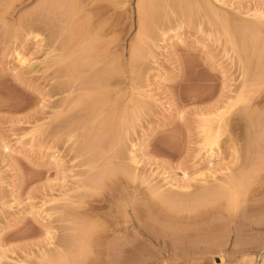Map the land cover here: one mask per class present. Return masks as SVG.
<instances>
[{
	"label": "rangeland",
	"instance_id": "374dc122",
	"mask_svg": "<svg viewBox=\"0 0 264 264\" xmlns=\"http://www.w3.org/2000/svg\"><path fill=\"white\" fill-rule=\"evenodd\" d=\"M50 1L52 6L58 4V7H51ZM55 1L57 0L53 2L52 0H0V264H23L24 260V262H34L33 264H49V260L53 256L50 252L55 251L54 247L60 245V241L62 243L60 250L65 251L67 247V251H71H69L70 256L67 252H63L62 255V251L59 254L58 248L59 261L62 260L61 263L66 262L64 264H77L78 262L79 264H264V90H259L260 87L262 89L264 87V69H262L264 66L261 65L264 62V41L261 43V40H259L255 43H258L256 47L251 48L255 49L253 55L252 52L250 53V49L246 51L250 54L249 58L251 55L253 57L260 55L259 57L262 59L258 57L259 60L256 57L257 61H262L261 63L258 61L259 65L257 61H254L255 57L251 56L250 60L253 58L252 62L257 63L255 65L251 63V65L253 64L251 66L253 72L251 73L250 65H247V68H250L247 71L245 65L242 64L243 54H240L242 49H239L237 45H232V31L235 32L236 28L230 30L232 32V34L229 32L231 38L228 34L230 27L225 33L223 26H220L223 25L222 22H229L222 20L224 17L225 19L227 17H229L228 19L233 18L231 22L235 21L233 24L236 23L237 26L240 22L247 23L249 21L246 25L251 24L250 22L257 23L258 16L261 18L263 15L261 19L259 18V21H262L264 19V0H198L199 2L197 0H186L188 5L194 1L192 6L194 10L203 1L202 5L204 3L206 6L203 7L207 10L211 9V17L207 14L210 12L209 10L208 12L207 10L206 12L202 11V5H199L200 8L198 6L200 12L197 10L196 12H199L197 15H195V11L191 10L190 6V9L187 8L186 10L185 8L182 10L181 7L179 9L178 5V7H174V2L177 3V0H107V2H101L106 0H94L95 2L98 1L99 4H103H100L101 8L96 7L97 9L94 7L95 3L92 4L94 1L89 0L94 5L92 7L95 10H91L92 7L89 3L86 6L88 0H72V3L84 2H81V4L87 8L80 7L81 4L79 3V7H77L78 4L75 3L74 5L73 3L71 8L69 5L71 0L68 1L70 3L58 0L57 2L63 3L61 6L60 3ZM64 2H66V8H63ZM98 3H96V6H99ZM196 3L198 4L195 5ZM185 4H182V7ZM88 6H90L89 11L91 12H88ZM61 7L64 9V13L70 14L63 15ZM69 8L73 10L71 11ZM65 9L69 10L66 11ZM177 9L179 10L177 11ZM93 10L94 12H92ZM180 10L182 11L180 12ZM184 10L191 13L186 14L183 12ZM213 12L219 16L216 17ZM59 13H62V15ZM91 13L96 16L93 17L94 15ZM213 14L218 22L213 19L215 18ZM87 15L92 16L99 23L94 21L95 26L92 18ZM88 18L91 19L89 23H92L95 26H93L94 28H97L100 24L98 31L104 32V34L100 32L102 36H98L99 32L96 29L91 30L92 32L94 30L98 32L97 34L94 31L97 35V37L95 36L96 40L101 36L97 45L95 44V48H93L95 45L93 46L92 42L95 43L96 41H93L95 40L93 39L94 35L89 31L87 23L84 24L85 30L88 29L91 35L79 29V25L82 28L84 23L81 20ZM103 22L107 23L109 30L106 29L108 31L104 28L107 26L101 27V24L104 25ZM229 25H231L230 22ZM240 26H242L241 23L238 26L239 29ZM79 30L84 33L83 35L87 34L92 37L91 41L87 36H84V38ZM30 31L32 33L34 31V33L32 34ZM75 33H79L77 34L78 37L80 35L83 39L88 40L85 42L83 39L77 40L83 41L82 43L79 42V45L77 44L78 47L75 46L76 44L70 46L71 42H69L70 47H68L67 41L71 40L70 37L73 34L74 38L77 37ZM35 34H38V37H35ZM238 34L240 37L235 33L234 39L235 35L240 39L241 34L244 38L246 33L244 34L241 31ZM260 36L264 37L263 33ZM74 38V42H77L75 41L77 38ZM238 39H235L234 42H237ZM61 40L63 44V41H65L67 46L66 44L62 45ZM88 41L91 43L90 47L94 50L90 49L92 56L95 60H99H93V62L88 59L87 63L91 62L95 67L92 69L91 63L84 65L91 70L80 66V71H77L82 75H79L80 73L78 74L75 71L77 65L70 63L75 69L72 72L73 69H69L71 65L67 67V64L73 61L75 51L80 52V54L75 55L77 57L80 55V58H82L84 52L87 53L86 55L89 54V43L86 45ZM60 43L61 45H59ZM103 43L110 46L106 47L105 45L104 47ZM237 44L240 43L237 42ZM79 46H82V51H85H80ZM54 47L58 48L55 49ZM235 47L237 49H234ZM60 48L61 50L65 48L66 51L65 49L60 51ZM69 48L74 52L72 50L68 52L67 49L70 50ZM63 51L65 52L64 57L61 55V53H64ZM93 52L95 55H93ZM102 52V55L99 54ZM244 52L243 49L242 53ZM71 53H73V57ZM97 53L101 58L97 56ZM104 53L105 56L103 57ZM55 54L66 59L61 58L58 60ZM91 54L88 55L89 57L84 55L83 58L85 57L84 59L87 60L86 57H92ZM240 55L242 56L240 57ZM51 56L53 58L57 57L55 59L60 63L55 65L56 60H54L52 65ZM78 58L77 61L73 62L82 65L83 59L79 58L80 61H78ZM61 61L68 68L65 70H70V73L66 71L67 74L65 73V75L67 76L60 74V72H64V69L60 68ZM120 63L121 67L124 68L120 69L121 72L120 70L118 72L117 70L121 68ZM58 64L60 65L58 66V70H60L58 73L62 78L68 79L67 82L65 78H57L59 75L55 77ZM105 67L108 68L109 72L111 69H115V74L110 72L113 76L111 81H114V83L117 84L120 80H126L125 82L122 81L125 85L123 83L122 86L117 84L118 89L114 88L116 84L113 86L114 89L112 88V90L114 91H111L113 92L111 93L112 103L108 104L109 108L102 110L101 106L103 104L100 106V102H98L99 105H95L99 106L101 109L99 112L102 115L97 111L95 112L99 114V117L101 116L100 118H105V123L102 122L103 127L109 124L107 120L110 119V123H112L110 125L114 128L108 125L103 130L110 134L113 132L112 135H103L102 127L98 128L101 122L99 120L102 119H99L97 114L93 116V110H98V107L93 109V106L96 104L94 101L99 98L98 94L102 93L100 83L103 80L104 69L107 70ZM79 68L77 67V69ZM102 68L103 71H101ZM83 69L87 77L92 75L95 72L94 70L102 72V74L99 72L97 74L99 78L102 75L100 81L97 78L100 91L96 87V82L94 83H96L97 91L92 88L95 85L92 82L97 76H94V74V77L91 76L93 79L90 81L92 85L89 82L90 78L85 77ZM87 70L88 73L93 72L88 74ZM75 72H77V76L74 74ZM244 72L246 76H244ZM117 73H121L122 79L119 74L116 75ZM122 74H125V77ZM74 76H76V79H74ZM80 78L81 80H79ZM245 79H247V82ZM72 80L75 82L73 81L71 84ZM61 81L68 83H64L68 85L64 92L58 89L57 84ZM81 81H84L82 83L84 84L83 87L86 82L91 84L92 87L89 89L86 84L87 89L86 86L85 89L81 88L82 86H79ZM53 86L55 89L52 88ZM77 86L80 90L78 93L76 92L78 89H75ZM62 88L65 89V86ZM52 89L53 91H51ZM56 89H58L57 92ZM71 89H74L72 91L76 90L74 93L75 98L71 97L73 96L71 95ZM88 89L92 92L88 91L89 95L86 96ZM242 90H244V94L252 95V98L248 97L252 100H248L246 105L244 103L230 108L229 106ZM92 93H96L98 98L93 97L95 95ZM68 94L71 95L69 96L71 98L68 97ZM80 94L87 97H83L85 102L83 98H78L81 97ZM90 94L93 95V98ZM113 95L117 99L112 98ZM89 96L90 99L92 98L90 102H88ZM64 97H66L65 100L62 99ZM66 99L69 103L77 100V105L82 100L78 108L76 106V110H73V108H68L76 105L74 103L73 105L69 104V107H62L63 104L66 103L65 106L68 104ZM86 100H88L89 106ZM116 100H118L117 104L115 103ZM107 103L105 101L104 105L107 106ZM123 103L127 104V108L130 106L129 111ZM89 107H93V110ZM84 108L89 110L84 111V114H81L80 117L88 114L86 117L87 119L89 117L90 120L88 119V121L85 117L87 123L83 118H78L79 112L82 113ZM124 109L126 110L124 111ZM246 109L247 111H245ZM66 110H71V112L66 113ZM90 110L93 111L90 114L93 117L88 113L91 112ZM74 111H77V114ZM120 111L123 113L121 114ZM126 111H128V114L125 113ZM63 112L67 114V116L64 114V118L71 117L73 112L76 117L72 116L71 120L75 117L78 120L75 121L76 124L83 121L87 125L85 124V127L80 128V124H84L83 122L79 126L71 123V126L67 129H70L73 125L75 126H73L74 131L71 132V135L74 132L72 137L70 133V136L68 135L69 130L62 133L65 132V126H68L69 122L67 121L70 119H65V124H68H64L62 130L57 122H61L59 121L61 119L64 120ZM108 112L111 116L113 114L116 116L111 119L109 118L110 115L107 116ZM57 113L59 114L57 115ZM124 113L127 114V117L123 115ZM117 115H120L121 118L123 116L124 121L123 118L121 119ZM58 116L60 119H58ZM223 116L225 119H221L224 118ZM117 117L118 119H116ZM56 118L57 124L55 123ZM94 118L97 119V122ZM219 120H221L222 126H219ZM248 120H251V123ZM254 120L256 125H252ZM216 122L218 130H221L219 132V142L213 148V154L209 155L210 151L207 150L208 147L205 146L204 142L205 133L210 129V126H216L217 129ZM97 123H99L98 126ZM114 123L115 125H113ZM120 123L125 124L124 128H121ZM54 125H58L56 126L57 129H61L62 132L54 129L52 127ZM91 125H93V130L90 131ZM116 125L117 127H115ZM76 127H79V129L75 130ZM87 127L89 128L86 130ZM109 127L110 130L108 131ZM119 127L123 132V136L115 133L118 132ZM95 128L98 129V133L101 132L99 139L94 137L95 134V136H98ZM215 128L213 130L211 127L212 132H215ZM211 129L207 133H210ZM65 134L68 136L65 137ZM92 135L95 138L94 146L93 140L89 141L92 142L93 150L95 145L97 147L94 153H91L93 150H90V144L87 145V147H90L86 149V140L91 139ZM108 135L113 136L112 139L110 138V141L112 140L110 145L113 147L108 146L110 142ZM104 136L106 137L102 141L101 138L103 139ZM115 138L121 142L120 144L116 140L121 148L118 145H113ZM100 140L103 145L98 143ZM107 146L113 148V151H115V146H118L120 150L117 147L119 150L116 149L117 152L124 157H115L113 162L114 157L112 156L117 153L114 152V154L111 149H106ZM71 148L75 150H71ZM84 148L90 156L84 153ZM81 149L80 154L83 152L85 159L86 157L92 158L91 164L89 159V162L86 160L90 166H92L93 161L98 160L99 163L101 157L104 158L107 155L104 160L102 159L103 162L107 159L109 161L108 165H112L113 169L116 170L119 169L116 168L118 161L122 167L129 169L128 172V169L125 170L120 167L122 169L121 174H123L124 169L125 173L127 171L126 174L124 173L125 175H128V173L131 175L126 177L123 174L122 178L120 170H113L114 173L118 172L115 175L116 178L112 174L113 171L110 172L108 178L111 181L110 176L112 174L111 177L117 179L119 184L117 181H115L117 184L114 182L115 185L109 183L105 176L108 175L109 170H112V166L109 167L104 164L108 169L102 167L104 171H101V168H97L99 164L97 162V165L93 163V166L95 165L99 169L100 174H98V170L95 171V167V170H93V166L89 168L87 162L82 165L85 161L82 154V158H75L77 153L79 155L78 150ZM90 153L93 155L92 157ZM97 154L102 156L97 159L95 158ZM79 157L81 156L79 155ZM108 157L111 158L113 164ZM82 159L84 160L81 161ZM119 159H121L120 162ZM131 159L133 161L130 162ZM136 160L137 163L134 162ZM101 162L100 164H102ZM85 169L96 172H93L94 177L95 175L96 177L101 176L98 178L99 182L97 178V181L95 178L93 179L95 181L92 180L94 183L98 182L99 187L100 183H104V180L107 179L105 184L109 183L110 188H105L102 183L101 186L103 185L108 192H105L107 191L105 190L104 193L102 187H100L101 189L95 188V184L93 186L91 171L89 177L92 176V178L89 179L92 184L87 185V189L84 185V183L87 184L86 180L84 183L82 180L86 179L88 176L85 177V175L90 172ZM84 170L85 173H83ZM130 171L133 172V176ZM241 171L242 175L245 174V176L241 175ZM103 172H106L105 176H103ZM235 174L236 176L245 177L244 179L248 178V181H242V185L251 184L250 187L247 185L248 187H241L240 189L241 196L242 193L245 196L247 192L246 197H250L248 199L244 197L243 201L241 200L244 204L238 203L239 206L233 208L228 204V200L227 206H225L226 203L224 202L227 198L222 197L215 203L208 198V203L206 198L201 196V191H204L201 189H204V187L218 186L221 181L222 183L225 181V178L235 177ZM102 177L105 179L101 181L100 178ZM80 185L84 186L85 189ZM98 185L96 184V186ZM93 187L97 191L92 190ZM242 188H245V190L243 191ZM85 190L86 192L88 190L90 192L95 191L96 198L92 199L91 197L94 200L92 203L89 200L90 196L93 195L92 192L91 195L89 192H87V196L83 195L88 197L85 200L80 198ZM99 191H102V193H98ZM111 193L112 195H108ZM189 196H196L195 202L198 203L194 204L195 198L191 197L192 199H189ZM186 197L191 203L186 201ZM200 200L202 203H199ZM98 202L103 205L101 206ZM192 203L195 206H192ZM203 203L206 205L207 203L210 205L213 203L214 205L211 206L215 207L210 206L212 211H210V208L206 210ZM200 204L203 205V208L200 207ZM85 205L86 207H84ZM93 205L95 209L92 208ZM88 206H92V209ZM207 206L209 207V205ZM229 206L232 207L233 211ZM196 207L197 209H195ZM201 208L205 210V213H208H202ZM194 209L197 211L195 212ZM198 209L201 210V214H199ZM190 210L193 212H190ZM93 223H96L95 226H99L95 227L92 225ZM100 225L102 227L104 225L103 231H100L102 235L97 230V228L101 229ZM92 226L101 236L95 234L94 237V234L90 233H88L90 237L87 236L90 229L93 230L90 231L91 233H95ZM58 237L62 239L59 240ZM56 241L58 245L55 244ZM129 244H132L130 245V248L133 247L132 250L129 248ZM128 249L130 250L128 251ZM47 250H50V252ZM56 252L53 253L56 254ZM64 253L70 258L72 257L75 262L71 261ZM40 261L44 262L41 263ZM59 261L57 264L60 263Z\"/></svg>",
	"mask_w": 264,
	"mask_h": 264
},
{
	"label": "bare ground",
	"instance_id": "6f19581e",
	"mask_svg": "<svg viewBox=\"0 0 264 264\" xmlns=\"http://www.w3.org/2000/svg\"><path fill=\"white\" fill-rule=\"evenodd\" d=\"M53 1H54V0H52V2H53ZM57 1H58V0H57ZM57 1H55V2H56V3H60V1H59V2H57ZM63 1H67V2H68L69 0H62L61 2H63ZM82 1H83V0H82ZM82 1H81V2H82ZM84 1H86V0H84ZM93 1H94V0H93ZM100 1H101V0H100ZM110 1H111V0H110ZM174 1H176V0H174ZM183 1H184V0H179V1L177 0V3L174 2V4H175L174 7L178 5V6H179V9H180V7H181L182 10H183L184 8H185V10H186V9L189 8V6H190V7H191V10H193V12L195 11V15H197V13L200 12L199 9H198V6H199L200 4L197 6L196 10H194V8L192 7V6L194 5V3H193L194 1L192 2L193 4L190 2L191 5H190V4L188 5V3H187L188 1H186V0H185V2H183ZM197 1H198V0H197ZM70 2H71V3H70ZM70 2H68V3H70L69 5L71 6L74 2L72 3V0H71ZM77 2H78V1H77ZM81 2L79 1L78 3L81 4ZM91 2H92V1H91ZM101 2H107V0H106V1H101ZM108 2H109V1H108ZM195 2H196V1H195ZM198 2H199V1H198ZM202 2H203V1H202ZM202 2H201V5H202ZM204 2H205V1H204ZM64 3H65V5L63 6V8H64L65 6H67V5H66V2H64ZM75 3H76V2H75ZM75 3H74V5H75ZM78 3H76V4H78ZM82 3H84V2H82ZM88 3L91 4L90 1L88 0L87 3H86V6L88 5ZM93 3H95V6L92 5ZM96 3H98V1H97V2H95V1L92 2L91 7L94 6L95 8H96V7H97V8H101V5H100V4H102V3H100V4L98 3L99 6H96V5H97ZM120 3H121V2H120ZM184 3H186V4H185L186 7H185V5H184V7H182V4H184ZM54 4H55V3H54ZM62 4H63V3H60V6H61ZM79 4H78L77 7H79ZM110 4H111V2H110ZM197 4H198V3H196L195 5H197ZM50 5H51V7H58V4H57V6H55V5L52 6L51 1H50ZM69 5H68V7H70ZM74 5H73V6H74ZM102 5H103V4H102ZM105 5H109V4H105ZM201 5H200V6H201ZM60 6H59V8H60ZM82 6H84V5L81 4L80 7H82ZM86 6H84V8H85ZM109 6H110V5H109ZM178 6H177V7H178ZM200 6H199V8H200ZM203 6H205L204 3H203V5L201 6V8L204 9L206 6H205V7H203ZM77 7H76V8H77ZM89 7H90V6H88V12H91V11H89V9H90ZM103 7H105V6H103ZM177 7H176V8H177ZM195 7H196V6H195ZM207 7H208V5H207ZM61 8H62V7H61ZM63 8H62V9H63ZM65 8H66V7H65ZM71 8H72V6H71ZM73 8L75 9V7H73ZM86 8H87V7H86ZM95 8L92 7L91 10H92V9L95 10ZM97 8H96V9H97ZM106 8H107V6H106ZM108 8H109V7H108ZM208 8H209V7H208ZM62 9H61V12L64 13V12H63L64 9H63V10H62ZM69 9H70V8H69ZM69 9H65V10L67 11V10H69ZM81 9H82V8H81ZM81 9H80V10H81ZM179 9H177V11H178ZM189 9H190V8H189ZM189 9H188V10H189ZM203 9H202V11H205V12H206L207 9H206V8H205V10H203ZM70 10H71V9H70ZM72 10H73V9H72ZM72 10H71V11H72ZM78 10H79V9H78ZM94 10H93L92 12H94ZM182 10H180V12H181ZM185 10H184L183 12H185ZM188 10H187V11H188ZM191 10H189V11H191ZM197 10H198L199 12H196ZM200 10H201V9H200ZM208 10L210 11L211 9H208ZM208 10H207V12H208ZM86 11H87V10H86ZM69 12H70V11H69ZM180 12H179V13H180ZM191 12H192V11H191ZM191 12H189V13H188V12H185V13H186V14H187V13L190 14ZM62 13H59V14L62 15ZM66 13H67V12H66ZM66 13H64L63 15H66ZM72 13H73V12H72ZM72 13H71V16H72ZM185 13H181V14H185ZM210 13L212 14L211 11L207 13V14L209 15V17H211V14H210ZM213 13H215V12H213ZM68 14H70V13H67V15H68ZM74 14H75V13H74ZM91 14H93V13H91ZM91 14H90V15H91ZM193 14H194V13H193ZM90 15H87V16H89V17L92 18V20H93L92 22H93V24H94V21H96V20H95L93 17H95L96 15L93 14V15H94L93 17L90 16ZM213 15H214V14H213ZM215 15H216V17L219 16V15H217V13H215ZM215 15H214V17H215ZM75 16H76V14H75ZM87 16H86V17H87ZM262 16H263V15H262ZM262 16H261V18H262ZM216 17L213 18V19H216ZM226 17H227V16H226ZM258 17L260 18V16H258ZM70 18H71V17H70ZM72 18H73V16H72ZM84 18H85V17H84ZM222 18H223V17H222ZM228 18H229V17H227V19H225V17H224V19H222V20H227V21H229L231 25H229V22H226L229 26H228L225 22H222L223 25L221 24L220 26H223L222 28H224L223 30H225V31H224L225 33H227V31L229 30V31H228V34H229L230 30H231V31L234 30V29H232V28H234V27L236 28V29H235V32L232 31L233 34H232V32H230V34H232L233 38H232V36L229 34V35L231 36V38H232L231 41L234 43V44L232 43V45H234V46L237 45V47L239 46V47H238L239 49H240V48L242 49V51H241V53H240V54H243V56L240 55V57L242 56V58H243V63H242V64L245 65V69H246V70H247V69L250 70V68H251V66H252L253 64H254V65L257 64V63H253V62H254V61L256 62V61H257V58L260 56V55L258 54L259 56L256 55L257 58H256L255 56H254V57H255V58H254L252 55H253V51H254L255 49H251V48L254 47V46L256 47V45H257L258 43H257V44H255V43L258 42L259 40H261V41H260L261 43H262V41H264V40H263L264 37H263V36H260V35H262V33H263V35H264V19L262 20V21H263V22H262V21H259V18H258V22H260V23H258V22H257V23H252V22H250L251 24H248V25H246V24H247L249 21H248L247 23H244V22H243L244 24H243L242 22H240L241 25H242V26H240V27H241V28H244V29L241 30V31H242V33L244 32V34H245V33H246V34H245V37H244V38H243V34H241V35H242L241 38L238 39L237 35L240 37V35H239L238 33H241V31H238V32H237L236 30H240V29H241V28L239 29V27H238V26L240 25V23H238V26H237V25H235L236 23L233 24V22H235V21L231 22L233 18H231V19H228ZM261 18H260V19H261ZM88 20H89V21H88ZM82 21H83L84 23H83ZM85 21H87V22H85ZM90 21H91V19H89V18H88V19L81 20V22L83 23V25L87 23V26H88V28H89V31H91V30H93V29H96V30L98 31V28H99V25H100V24H98V27H97V28H94L96 25H95V24H94L95 26L92 25V23H89ZM100 21H101V20H100ZM105 21L107 22L106 19H105ZM105 21H104V22H105ZM216 21L218 22L217 19H216ZM96 22H98V20H97ZM96 22H95V23H96ZM104 22H103V23H104ZM255 22H256V21H255ZM98 23H99V22H98ZM101 23H102V21H101ZM220 23H221V21H220ZM220 23H219V24H220ZM224 23H225V24H224ZM80 24H81V23H80ZM219 24H218V25H219ZM81 25H82V24H81ZM83 25H82V28H81V26L79 25V29L82 30L83 32H86L87 34H90V32H88V29L85 30V28H86L85 25H84V29H83ZM89 25H90V26L92 25V26L90 27ZM108 25H109V24H108ZM226 25H227V26H226ZM234 25H235V26H234ZM93 26H94V27H93ZM103 26H107V23H106V24L104 23V25L101 24V27H102V28H103ZM109 26H110V25H109ZM225 26H226V27H225ZM232 26H233V27H232ZM236 26H237L238 28H237ZM244 26H245V27H244ZM101 27H100V29H101ZM229 27H230V29H228ZM90 28H92V29H90ZM104 28H105V29H106V28L108 29V26H107V27H104ZM100 29H99V30H100ZM107 29H106V31L109 30V29H108V30H107ZM227 29H228V30H227ZM80 30H79V31H80ZM96 30H94V31L97 32ZM79 31H78V32H79ZM94 31H93V32L91 31V33L94 35L93 39H95V40H93V41H96L95 43L92 42V43H93V44H92L93 46H94L95 44L97 45L98 40L100 39V37L102 36V34H104V32L102 33L101 30H100V32H101L102 34H100V32L98 31V32H99V34H98V32H97L98 36H99V35H101V36L98 37V38H99L98 40H96L97 38H95V36L97 37V35H95L96 33H95ZM102 31H103V29H102ZM30 32H31V31H30ZM80 32H81V31H80ZM80 32H79V33H80ZM31 33H32V32H31ZM33 33H34V31H33ZM33 33H32V34H33ZM79 33H75L76 36H77V34H79ZM141 33H143V32H141ZM235 33L237 34V35H235V36L237 37V38L235 37V39L240 40V41L237 40V42L240 43L241 45H240V44L238 45L236 41L234 42V40H235V39H234V34H235ZM28 34H30V33H28ZM32 34H31V35H32ZM83 34H84V33L81 32V35H82L83 37H84V36H87L88 39H89V41H91L90 39H91L92 37L88 36L87 34H86V35H83ZM105 34H106V32H105ZM145 34H146V33H145ZM228 34H227V35H228ZM35 35H36L35 37H38V34H35ZM71 35H72V34H71ZM90 35H91V34H90ZM143 35H144V33H143ZM146 35H147V34H146ZM229 35H228V36H229ZM230 36H229V39H231ZM68 37H69V36H68ZM72 37L74 38V34H73ZM72 37H70L71 40H70V38H69L70 41H67V44H68L69 42H71V43H70V44H71L70 46H72V45H74V44H76L75 46H77V44L79 45V42H81V41H77V40H82V39H83V37H81V36L79 35L80 39H78L79 37L77 36V37H75V38H77V39L75 40V41H77V42H74V40H73ZM89 37H90V38H89ZM144 37H145V36H144ZM147 37H148V36H147ZM259 37H260V38H259ZM262 37H263V38H262ZM75 38H74V39H75ZM84 38H85V37H84ZM261 38H262V39H261ZM88 39H86V40H88ZM242 39H243V40H242ZM62 40H63V38H62ZM62 40H61V43H62ZM72 40H73V44H72ZM83 40H84V42L86 41L85 39H83ZM143 40H144V38H143ZM65 41H66V39H65ZM65 41H63L64 44L62 43V45H65V44H66ZM89 41L86 42V45H87V43H89ZM229 41H230V40H229ZM82 42H83V41H82ZM82 42H81V43H82ZM105 42H108V41H105ZM61 43H60L59 45H61ZM81 43H80V44H81ZM67 44H66V46H67ZM90 44H91V43H89V45H88L89 47L91 46ZM109 44H111V42H109ZM83 45H84V44H83ZM96 45H95L93 48H95ZM103 45H104V47H105L106 43H103ZM103 45H102V46H103ZM66 46H65V48H66ZM70 46H69V44H68V47H70ZM88 46H87V48H88ZM108 46H110V45H108ZM108 46L106 45V47H108ZM62 47H63V46H62ZM77 47H78V46H77ZM79 47H80V48H78V49H80V51H82V49H81L82 46H79ZM237 47H235L234 49H237ZM54 48L57 49L58 47H54ZM65 48H64V49H65ZM71 48H73V47H71ZM87 48H86V52L88 51ZM64 49L62 48V50H64ZM69 49H70V48H69ZM74 49H75V48H74ZM90 49H92V48L90 47L89 50H90ZM103 49H105V48H103ZM108 49H109V48H108ZM239 49H238V50H239ZM243 49L245 50L244 53H242V52H243ZM249 49L251 50L250 53L252 52V55H251V56L255 59V60H254V59L252 58V59L254 60L253 62H252V59L250 60L251 56H250V58H249V55H250V54H248V52H246V51H249ZM59 50L62 51L61 48H60ZM71 50H72V49H70V50L67 49L68 52H69V51L71 52ZM76 50H77V49H76ZM92 50H93V49H92ZM65 51H66V49H65ZM72 51H73V50H72ZM84 51H85V50H83L82 52H84ZM90 51H91V50H90ZM90 51H88V52H89L88 55H90V54L92 53V51H91V52H90ZM93 51H94V50H93ZM106 51H107V48H106ZM106 51H105V52H106ZM63 52H64V51H63ZM73 52H74V51H73ZM75 52H76V54H77V53L80 54V52H77V51H75ZM82 52H81V53H82ZM84 53H85V52H84ZM84 53H82V56H81L82 58H80V55L78 56L81 60L83 59V62H84V63L82 62V65H80L79 63L76 64L77 62H75V63L73 62V61H77V58H78L77 56H75L76 54L74 53V59H73V61H71V59H70L71 62H68L67 67H68V65H69V66L71 65L70 63H72V64L77 65L78 68H79L80 66H82L83 68L86 67V68H84V69H87L88 67H87V66H84V65H89V64L91 63V62H89V64L87 63L88 59H91L92 61L95 60V59H94V57L92 56V54H91L92 57L88 58L89 56L86 55L87 53H85V54H84ZM67 54H68V53H67ZM72 54H73V53H71V56L73 57ZM83 54L86 55V56H88V57H86L87 60L84 59L85 57L83 58V56H84ZM99 54L102 55L103 52H102V53H99ZM99 54L97 53V56H98V57H99ZM61 55H63V57H64V56H65V52H64L63 54L61 53ZM69 55H70V54H69ZM93 55H95L94 52H93ZM122 55H123V53H122ZM238 55H239V54H238ZM254 55H255V54H254ZM53 56H54V55H53ZM55 56L58 57V60L61 59V58H63V57H61L60 55H59L60 57H59L58 55H56V54H55ZM66 56H67V55H66ZM104 56H105V53H104L103 57H104ZM57 57H55V58H57ZM72 57H71V58H72ZM75 57H76V59H75ZM98 57H97V58H98ZM238 57H239V56H238ZM240 57H239V58H240ZM55 58H53L52 56H51V58H50V59L53 60V61H52V65H53L54 60H56V63L54 62L55 65H56L57 63H60V61L57 62V59H55ZM69 58H70V57H69ZM79 58H78V59H79ZM95 58H96V56H95ZM99 58H101V57H99ZM259 58L261 59V57H259ZM259 58H258V59H259ZM65 59H66V58H65ZM65 59L63 58V60H65ZM67 59H68V57H67ZM80 59H79L78 61H80ZM103 59H104V58H103ZM260 59H259V60H260ZM85 60H86V61H85ZM97 60H99V59H97ZM97 60H95V61H97ZM121 60L123 61V59H121ZM238 60H242V59H238ZM259 60H258V61H259ZM261 60H262V59H261ZM258 61H257V62H258ZM62 62H63V61H61V64H60L61 66H62V64H63ZM93 62H94V61H93ZM100 62H101V61H100ZM120 62H121V61H120ZM239 62H240V61H239ZM259 62L261 63L262 61H259ZM259 62H258V64L260 65ZM80 63H81V62H80ZM85 63H86V64H85ZM96 63H97V62H96ZM240 63H241V62H240ZM251 63H253V64L251 65ZM263 63H264V62H263ZM263 63H262L261 65L264 66ZM124 64H125V63H124ZM60 65L58 64L57 67L60 66ZM63 65H64V67L66 66L65 64H63ZM75 65H74V66H75ZM91 65H92V63L90 64V66H91ZM247 65H250V68H247ZM61 66H60V68L64 69V72H63L62 69H61V71H62V73H61L60 70H58V69H59V67H58V68H57V73H58V71H59L60 74H62V75L64 76L65 73H66V71H68V70H65L67 67L64 68L63 66H62V67H61ZM72 66H73V65H71L69 69H73V71H72V70H71V71L74 72L75 69H74ZM96 66H97V65H96ZM123 66H124V65H123ZM263 66H262V67H263ZM71 67H72V68H71ZM75 67H76V66H75ZM77 67H76V70H75V71H77V70L80 71V68L77 69ZM82 67H81V68H82ZM91 67H92V69H93V67H95V66L92 65ZM120 67H121V63H120ZM105 68H106V67H105ZM109 68H110V67H109ZM123 68H124V67H123ZM123 68L121 67V68H119L117 71L119 72V70H120V69L122 70ZM67 69H68V68H67ZM84 69H83V72H84ZM88 69L91 70L90 68H88ZM96 69H97V68H96ZM106 69H107V70L104 69L105 73L103 72V74H102V72H99L100 70H94L95 72L92 73V75H88V77H87V75H85V72H84L85 77H87V79L90 78L89 82L93 80V79L91 78V76H93V74H94V76H97V77L95 78L96 81L93 80V82H92V83L96 82V83H97V86H96V83H94L95 85L92 87L93 84H92L91 82H90V83H91L92 85L89 84V83L87 84V82H88L87 79H86L87 82L85 81L86 84H87V86L89 87V89L92 87V88H94V90L96 89V87H98V81H100V80H101L100 78L102 77V75H104V76L102 77V78H103L102 83L99 82V83H100V90H102V93H101V94H98V97H99V98L97 97L96 93H95V94L92 93L93 95H95V96H93V95H92V96H93V97H97L98 99L96 98L97 101H96V100L94 101V102H96V104H94V106H93L94 108H93V107H89V109H92V108H93V109H96V108L98 107V110H93V109H92V110L94 111L95 114L93 113V111L90 110L91 112H88L89 115L93 113V116H94V115H96V114L99 112V110H101V109L99 108V106H95V105H99L98 102H100V106H101V104H103V105L101 106V107H102V110L105 109V108H106V109L109 108V107H108V104L112 103V102H111V93H113V92H111V91H114V90H112V88H113V86H115L116 83H114V81H111V79L113 80V76H111V73H110V72H112V74H115V73H114V70H115V69H114V68H113L114 70L111 69L110 72L108 71V68H106ZM116 69H117V68H116ZM262 69H264V67H263ZM55 70H56V69H55ZM121 70H120V72H121ZM249 70H247V71H249ZM251 70H252V68H251ZM251 70H250V72L252 73L253 70H252V71H251ZM78 71H77V72H78ZM101 71H103V68L101 69ZM123 71H124V70H123ZM263 71H264V70H263ZM72 72H71V73H72ZM77 72L74 73V74H76V76H77ZM91 72H93V71H91ZM91 72L88 73V70H87V73H88V74H91ZM96 72H97V73H96ZM98 72H99L100 74H102V75H100V78H99V75H97V74H99ZM124 72H125V71H124ZM124 72H122V73H124ZM250 72H248V73H250ZM57 73H56L55 77H57V75H59L57 78H60L61 75H60L59 73H58V74H57ZM63 73H64V74H63ZM68 73H70V70L68 71ZM79 73H80V72H78V74H79ZM244 73H245V72H244ZM244 73H243V74H244ZM251 73H250V75H252ZM263 73H264V72H263ZM66 74H67V73H66ZM74 74H73V75H74ZM118 74H119V76L121 77V75H120L121 73H117L116 75H118ZM68 75H70V74H68ZM79 75H82V74L80 73ZM116 75H115V76H116ZM122 75H123V74H122ZM124 75H125V74H124ZM124 75H123V77H125ZM261 75H263V74L261 73ZM65 76H67V75H65ZM76 76H74V79H76V78H75ZM89 76H90V77H89ZM94 76H93V77H94ZM244 76H246V73L244 74ZM71 77H72V74H71ZM71 77L68 76L69 79H71ZM80 77H81V76H80ZM82 77H83V76H82ZM85 77H83V78L85 79ZM64 78H65V77H64ZM64 78L61 77L60 79H64ZM97 78L99 79L98 81H97ZM117 78H118V76H117ZM72 79H73V78H72ZM91 79H92V80H91ZM121 79H122V77H121ZM67 80H68V79H67ZM67 80H66V78H65V81H66V82H67ZM79 80H81V78H80ZM79 80H78V81H79ZM116 80H120V79H116ZM245 80H246V82H247V79H245ZM63 81H64V80H63ZM63 81H61L62 83L59 82V83H61V84H59V83L57 84V85L59 86V88H58V87H57V88H58L59 90H62L61 92H64V90H66V88H67V86H68V85H65L64 83H66V82L63 83ZM73 81H74V80L71 81V84L73 83ZM78 81H77V84H78ZM120 81H121V80H120ZM120 81H118L117 84H118V85L121 84L120 86H122V85L124 84L123 82H125L126 80H122L123 82H122V81L120 82ZM74 82H75V81H74ZM83 82H84V81H83ZM83 82L81 81V85L79 84L80 87L82 86L81 88H84V87L86 86V84H85V86L83 87V85H84V84H82ZM115 82H116V81H115ZM68 83H69V85H70V80L68 81ZM68 83H66V84H68ZM79 83H80V82H79ZM113 83H114V84H113ZM122 83H123V84H122ZM263 83H264V82H263ZM63 84H64V86H65V89L62 88V87H64V86H62ZM75 84H76V83H75ZM75 84H74V85H75ZM77 84H76V85H77ZM117 84H116V87H114V88H116V89H118V88H117V87H118ZM60 85H61L62 87H61ZM90 85H91V86H90ZM124 85H125V84H124ZM262 85H263V84H262ZM79 86H77V88L75 87V89H78ZM87 86L85 87L86 89H87ZM95 86H96V87H95ZM120 86H119V87H120ZM55 87H56V86H55ZM60 87H61V88H60ZM69 87H71V86H69ZM69 87H68V88H69ZM110 87H111V88H110ZM52 88L55 89L54 86H53ZM73 88H74V87H73ZM85 88H84V89H85ZM114 88H113V89H114ZM53 89H52L51 91H53ZM58 89H56L55 91L57 92ZM89 89H88L87 92H86V93H87L86 96L89 95V94H88L89 92H92V90L89 91ZM97 89H98V91H100V90H99V87H98ZM97 89H96V91H97ZM116 89H115V91H116ZM68 90H69V89H68ZM72 90H74V89H71V95H73V96H71L70 94H68V97H69V96H71L72 98L74 97V93H75L76 90H75V91H72ZM120 90H121V89H120ZM259 90H261V91L264 90V87H263V89L260 87ZM78 91H80V90L78 89L76 92L78 93ZM88 91H89V92H88ZM243 91H244V90H242L241 92H243ZM56 92H55V93H56ZM61 92H58V93H61ZM65 92H66V91H65ZM72 92H73V94H72ZM84 92H85V90H84ZM93 92H95V91H93ZM116 92H117V91H116ZM119 92H120V91H119ZM119 92H118V93H119ZM121 92H122V91H121ZM241 92H240L239 95L236 96V99L233 100V103H231V105L229 106L230 108L235 107V106H238V105H241V104H244V103H245V105H246V103H248V100H249V101L252 100V99H249V98H248V97L252 98V97H251L252 95H251V96H250V94H247V95H246V94H244L245 92H243V93H241ZM51 93H52V92H51ZM86 93H85V94H86ZM99 93H100V92H99ZM114 93H115V92H114ZM120 94H121V93H120ZM122 94H123V93H122ZM66 96H67V94H66ZM80 96H81V97H78V98H83L85 95L83 94V96H82V94H80ZM86 96H85V97H86ZM90 96H91V94H90ZM90 96L88 97V100H89V101L86 100V102H87V101L90 102V100H92L93 97L91 96L92 98L90 99ZM114 96H115V95H113L112 98H115ZM119 96H120V95H119ZM121 96H122V95H121ZM71 97H69V98H71ZM123 97H124V94H123ZM65 98H66V97H64V98H62V99L65 100ZM69 98H67V99L69 100ZM74 98H75V97H74ZM86 98H87V97H86ZM118 98H119V97H118ZM120 98H121V97H120ZM62 99H61V101H62ZM67 99H66V101H67ZM115 99H117V98H115ZM124 99H125V98H124ZM124 99H123V100H124ZM78 100H80V99H78ZM81 100H82V99H81ZM81 100H80V101H81ZM84 100H85V98H83V101H84ZM109 100H110V102H109ZM113 100H114V99H113ZM123 100H122V101H123ZM61 101H60V103H62ZM66 101H65V102H66ZM69 101H71V99H70ZM80 101L78 102V105L76 104V103H77V100L74 101V102H70V103L67 101L68 104H67L66 106H65L66 103L63 101L65 104L62 103V104L64 105V106H62V107L66 108L69 104L73 105V103H74V104H76V105H74V106H72V107L70 106V108H68V109L73 108V110H76L75 108H76V106H77V108H78ZM102 101H103L104 103H103ZM105 101L108 102V103H107V106L104 105V104H105ZM114 101H115V100H114ZM117 101H118V100H116V102H115L116 104H117ZM119 101H121V100H119ZM125 101H126V100H125ZM125 101H124V102H125ZM84 102H85V101H84ZM84 102H83V103H84ZM88 102H87V105L89 106ZM60 103H59V104H60ZM83 103H81L82 106H83ZM92 103H93V101H92ZM115 103H114V105H115ZM121 103H122V102H121ZM121 103H120V104H121ZM249 103H250V102H249ZM59 104H58V106H60ZM123 104H124V103H123ZM90 105H91V103H90ZM124 105H126L125 107H126V109H128V111H129V107H130V106H128V108H127V104L125 103ZM56 106H57V105H56ZM103 106H104V107H103ZM109 106H110V105H109ZM120 106H121V105H120ZM68 107H69V106H68ZM80 107H81V106H80ZM83 107H84V106H83ZM86 107H87V106H86ZM112 107H113V106H112ZM116 107H118V106H116ZM122 107H124V106H122ZM125 107H124V108H125ZM244 107H246V106H244ZM57 108H58V107H57ZM59 108H61V107H59ZM87 108H88V107H87ZM87 108H84V109H87ZM61 109H63V108H61ZM81 109H82V108H81ZM84 109L82 110V113L79 112V116H78V118L80 117L81 114H84V113H83L84 111H88V110H89V109H87V110H84ZM114 109H116V108H114ZM120 109H121V108H120ZM126 109H124V111H125ZM248 109H249V107H248ZM73 110H72V111H73ZM78 110H80V109H78ZM112 110H113V109H112ZM62 111H63V110H62ZM62 111H61V112H62ZM95 111H97V113H96ZM114 111H115V110H114ZM128 111H126L125 113H127ZM228 111H230V110H228ZM231 111H232V109H231ZM245 111H247V109H246ZM65 112H66V113H68V112L70 113L71 110H66ZM65 112H63V115H62L64 120H63V121H62V119L59 120V121H61L62 123H61V122H57V118H56V121H55V123L57 122L58 125H59V126L61 127V129H62V127H63V125L65 124V121H66L65 119H69V118H70L69 121H67V122H69V124L67 123L68 126H65V127H66V129H64L65 132H64V131L62 132L63 129H62V130H61V129L58 130L57 127H56V126H58V125H54L56 128H55L54 126H52V127H53L54 129H57L58 131H61L62 133H66V132L69 130V131H68V135H69V133H70V135H71V132L74 131V130H73V126H74V125L71 127L72 129L70 128L71 130H70V129H67V127L71 126V123H72V124L74 123L76 126H77V125L79 126V124H80L81 122H83V121H81V119H79V121H81V122H80V123L77 122V124L75 123V121L77 120V118L75 119V117H76L75 115L77 114V113H76L77 111H74V113H76L75 115H74V113L72 112L71 117H69V118H67V117L64 118L65 115L67 116V114H66ZM110 112H111V113H114V112H112V111H110ZM120 112H121V111H120ZM224 112H225V111H224ZM226 112H227V111H226ZM85 113H87V112H85ZM103 113H104V111H103ZM108 113H109V112H108ZM116 113H117V112H116ZM122 113H123V112H121V114H122ZM125 113H124L123 115H125V117H127L126 115H127L128 113H127V114H125ZM228 113H229V112H228ZM228 113H226V114H228ZM58 114H59V113H57V115H58ZM60 114H61V113H60ZM64 114H65V115H64ZM99 114L102 115V113H100V112H99ZM99 114H97L98 117H99ZM105 114H106V113H105ZM119 114H120V113H119ZM223 114H225V113H223ZM223 114H222V115H223ZM249 114H250V113H249ZM108 115L111 116L110 113L107 114V116H108ZM113 115H114V114H113ZM113 115H112L111 117L109 116V118L112 119V117H115V116H116V115H114V116H113ZM138 115L140 116V114H138ZM220 115H221V114H220ZM220 115H219V117H220ZM222 115H221V116H222ZM250 115H251V114H250ZM60 116H61V115H60ZM72 116H75V117H73L75 120H74V119L71 120V119H72ZM83 116H84V117H83ZM83 116H81L80 118H83V120H85V122H86V119H87L86 116H88V114H87V115H83ZM90 116H92V115H90ZM93 116H92V117H93ZM103 116H104V115H103ZM117 116L119 117L120 115H117ZM139 116H138V118H139ZM58 117H59V116H58ZM85 117H86V119H85ZM92 117H91V118H92ZM95 117H96V116H95ZM98 117H97V118H98ZM100 117H101V116H100ZM100 117H99V119H102V120H99V121H101L99 126H98L99 123H97L98 128H100V126H101V127H102V128H101L102 131H104L103 128H105L106 126H108V125H109V126H112V125H110V124H112V123H110V119H108L107 122H109V124L106 125V126L104 125V127H103L102 125H103V123H105V118L103 119V118H100ZM118 117H117L116 119H118ZM135 117H137V116H135ZM223 117H224V116H223ZM61 118H62V117H61ZM107 118H108V117H107ZM120 118H121V116H120ZM122 118H123V119H122ZM122 118H121V119L124 121L125 118H124L123 116H122ZM138 118H137V119H138ZM260 118H261V117H260ZM54 119H55V118H54ZM58 119H60V117H59ZM88 119H89V117H88ZM88 119H87V120H88ZM114 119H115V118H114ZM114 119H113V120H114ZM116 119H115V120H116ZM135 119H136V118H135ZM219 119H220V118H219ZM221 119H225V117H224V118H221ZM248 119H249V118H248ZM262 119H263V117H262ZM262 119H260V120H262ZM89 120H90V119H89ZM89 120H88V121H89ZM94 120H96V122H97V119L94 118ZM70 121H71V122H70ZM72 121H74V122H72ZM77 121H78V120H77ZM88 121H87V122H88ZM119 121H120V120H119ZM119 121H118V122H119ZM123 121H120V122H123ZM53 122H54V121H53ZM63 122H64V123H63ZM87 122H86V123H87ZM92 122H94V121H92ZM102 122H103V123H102ZM107 122H106V123H107ZM113 122H114V121H113ZM220 122H221V120H219V123H218V124H219V126H220V125L222 126V124H221ZM248 122L251 123V120H248ZM51 123H52V120H51ZM57 123H56V124H57ZM59 123H61V124H59ZM83 123H84V122H83ZM86 123H84V124L81 123V124H80V125H81L80 128H81L82 126H84ZM101 123H102V124H101ZM225 123H226V121H225ZM225 123H224V124H225ZM259 123H260V122H259ZM67 124H65V125H67ZM94 124H96V123L94 122ZM116 124H118V123H116ZM120 124H121V123H120ZM120 124H119V126H120ZM122 124H123V123H122ZM122 124H121V128H122V127L124 128V125H125V124H123V126H122ZM86 125H87V124H86ZM113 125H115V123H114ZM215 125H217V122H216ZM252 125H256L255 120H254V122H253ZM88 126H89V125H88ZM225 126H226V125H225ZM74 127H75V126H74ZM84 127H85V126H84ZM84 127H83V128H84ZM90 127H92V128H90L89 130H90V131L93 130V125H91ZM112 127H113V126H112ZM112 127H111V128H112ZM115 127H117V125H116ZM211 127H212L213 130H214V128H215L216 126H210L209 128L211 129ZM58 128H59V127H58ZM77 128L79 129V127H76L75 130H76ZM88 128H89V127H87L86 130H87ZM113 128H114V127H113ZM220 128L222 129L223 127H220ZM206 129H207V128H206ZM210 129H209V130L207 129V130H208L207 132H209ZM215 129H216V128H215ZM218 129H219V128H218V125H217V129L215 130V132H212V129H211V132H210V133H207L206 130H205V132H206V133H205V134H206V138H204V142H205V146L208 147L207 150L210 151V154H209V155H212V154H213V148H214L215 146L218 145V142H219V140H218V138H219V132H221V130H218ZM57 130H55V132L59 133ZM95 130L97 131V133L99 132L98 129L95 128ZM95 130H94V131H95ZM109 130H110V127L108 128V131H109ZM112 130H113V129H112ZM112 130H111V131H112ZM117 130H118V132L116 131L115 133H119V134H121V136H123V135H122L123 132H122V130L120 129V127H119V129H117ZM119 130H121V132H119ZM53 132H54V130H53ZM73 133H74V132H73ZM73 133H72L71 137L73 136ZM92 133H93V132H92ZM100 133H101V132H100ZM100 133H98V136H95V135H96V134H95L94 137H95V138L98 137L97 139H99V134H100ZM112 133H113V132H112ZM112 133L110 134L109 132L106 133V131H104V134H103V133H102V134H103V135H105V134H110V135H112ZM55 134H56V133H55ZM66 135H67V134H65L64 136L66 137ZM68 135H67V136H68ZM70 135H69V136H70ZM110 135H108V136H109V141H110V138L112 139V137H113V136L111 137ZM101 136H102V135H101ZM114 136H115V135H114ZM116 136H117V135H116ZM121 136H120V137H121ZM94 137H93V135H92V138H91V139H88V138H87L88 141L86 140V149L89 148V147L92 145V142L90 143L91 140H93V146H94V139H95ZM105 137H106V136H104L103 139L101 138V140L104 141ZM204 137H205V135H204ZM117 138L119 139V136H118ZM97 139H96V141H98ZM118 139L115 138V142H116V140L119 142ZM69 140H70V137H69ZM69 140H68V141H69ZM89 140H90V141H89ZM101 140H100V142H98L99 144L102 142ZM121 140H122V137H121ZM121 140H120V141H121ZM111 141H112V140H111ZM111 141L108 143V146L110 145V143H112ZM87 142H88V143H87ZM115 142H113V145H114V144H115V145H118V143L116 142V143H117V144H116ZM98 143H97V144H98ZM103 143H104V142H103ZM119 143L121 144V142H119ZM88 144H90V146L87 147ZM99 144H98V145H99ZM101 145H103V144L101 143ZM108 146H107L106 149H109V150L111 149V147H113V146L110 145L111 147L108 148ZM118 146H119V145H118ZM118 146H115V149H114L115 151H113V148L111 149V151H113L112 153H114V152L117 153V154H116L117 156H116V155H115V156H112V157H114V158H113V159H114L113 162L115 161V157H117V158L120 157V158H121V157L123 156V155L121 156V155L119 154V152H117V150L119 149V147L121 148V145H120L119 147H118ZM99 147H100V145H99ZM117 147H118V149H117ZM95 148H97L96 145H95ZM95 148H94V150H95ZM76 149H77V148H76ZM79 149H80V148H79ZM91 149H92V146L90 147V150H91ZM98 149H99V148H98ZM106 149H105V151H106ZM116 149H117V150H116ZM71 150H75V149H72V148H71ZM88 150H89V149H88ZM92 150H93V149H92ZM94 150H93V152L91 151V153H94ZM119 150H120V149H119ZM119 150H118V151H119ZM76 151H77V150H76ZM76 151H75V152H76ZM78 151H79V155H80L81 157H79V155H78V153H77V156H78V157H77L76 155H74V156H76L75 158H82V157L84 156V159H85V154H82L83 152L81 153L83 156L80 154V151H82V149H81V150H78ZM84 151H85L84 153H86L85 148H84ZM111 151H109V152L111 153ZM96 152H97V150H96ZM109 152H108V153H109ZM91 153H90V154H91ZM97 153H98V152H97ZM100 153H101V152H100ZM105 153H107V152H105ZM110 153H109V155H110ZM86 154H87V153H86ZM102 154H104V152H102ZM114 154H115V153H114ZM114 154H112V155H114ZM87 155H88V154H87ZM87 155H86V156H87ZM98 155H99V154H97V157L95 156V158L98 159V157H101V156H102L101 154H100V156H98ZM119 155H120V156H119ZM88 156H90V155H88ZM92 156H93V155L91 154V157H92ZM106 156H107V155H105L104 158H105ZM110 157H111V156H110ZM110 157H108L109 160L111 159ZM123 157H124V156H123ZM89 158H90V157H89ZM89 158L86 157V159H85V161L82 163V165H84V163L87 162ZM104 158L101 157L100 162L102 161V159L104 160ZM117 158H116V159H117ZM84 159H82L81 161H83ZM91 159H92V158H91ZM91 159H89V160H90V164H91V162H92ZM97 159H96V160H97ZM99 159H100V158H99ZM86 160H87V161H86ZM120 160H121V159H119V162H120ZM97 161H98V160H97ZM97 161H96V162H97ZM110 161H111V160H110ZM131 161H133V160L131 159L130 162H131ZM88 162H89V161H88ZM88 162H87V163H88ZM96 162L93 161V163H95V165L99 164V165H98L99 167L97 166V168H101V169H102V167H103V169L106 168L104 164H107L106 166H109V167L112 166V165H110V164L108 165V162H109V161H107V159H106L104 162H103V161L101 162L103 165L100 164V162H99V163L97 162V164H96ZM106 162H107V163H106ZM113 162L111 161L112 164H113ZM134 162L137 163L138 161L136 160V161H134ZM134 162H132V163H134ZM80 163H81V162H80ZM87 163H86V164H87ZM93 163H92V166H93ZM238 163H239V162H238ZM116 164H117V167H116V168H119V169H116V170H117V171L120 170V174H121L122 169H121L120 167H122V166L118 163V161H117ZM118 164H119V166H118ZM95 165L92 167V166H90L89 163H88L89 168L92 167L93 170H95L94 167L96 168ZM100 165H101V166H100ZM114 165H115V164H114ZM135 165H136V164H135ZM86 167H87V166H86ZM237 167L239 168L238 164H237ZM97 168H96L95 171L98 170L97 172H98V174H100V173H99V169H97ZM114 168H115V166H114ZM122 168H124V167H122ZM103 169H102L101 171H104ZM106 169H108V168H106ZM106 169H105V171H106ZM111 169H112V170H109V171H108V173H107L108 175H107V176H105V174H106L107 171H106V172H103V173H104L103 176H105V177L108 179L109 183L111 182V184L115 185L114 182L117 181V179L115 180V178H116L115 175H117L116 173H118V172L114 173L113 170H115V169H113V166L111 167ZM124 169H125V168H124ZM124 169H123V174L125 173ZM127 169H128V168H126L125 170H127ZM85 170H86V171L88 170L89 172L91 171V172H92V175H93V178H92V176L89 177L90 174H91V172H90V173H88L89 175H88V174L85 175V177H86V176H88V177H87L86 179L84 178V179L82 180L83 183H84V181L86 180L85 182H86L87 184L84 183V185H85L86 188H87V185H90V184H92V183H93V186H94V184H95V188H97V187H98V188L102 187V188H103V190H102L103 192H104L105 190H107V189H104L103 185H105V188H110L111 185L109 186V185H108L109 183H108V184H105V182H107V179L104 180L105 178H103V177L100 178V180L102 181V179H103V180H104V183L101 182L103 185L101 186V183H100V187H99V185H98V184H99V183H98V182H99V179H98V178L101 177V176H97V177H96V175H95V177H94V173H96V172H94V171H92V170H89V169H85ZM85 170H84L83 173H85ZM116 170H115V171H116ZM130 170H131V169H130ZM239 170H240V168H239ZM111 171H113L112 174L115 176V178L111 177V176H112V174H111V176H110L111 181H110L108 177H109V174H110ZM132 171H133V170H132ZM93 172H94V173H93ZM128 172H129V169H128ZM130 172H131V171H130ZM86 173H87V172H86ZM101 173H102V172H101ZM126 173H127V171H126ZM126 173H125V174H126ZM131 173H132V176H133V172H131ZM98 174H97V175H98ZM123 174H121V175H122V178H123ZM125 174H124V176H126V177H127L128 175H131L130 173H128V175H125ZM239 174H240V172H239ZM101 175H102V174H101ZM241 175H242V171H241ZM241 175H240V176H238V175L236 176V174H235V177H233V176L227 177V178H225V181L223 180V181H224L223 183H222V181L220 182V183H221L220 185H218V186H215V185H214L215 187H213V186H211V188H208V187L206 188V187H204V189H201V190H204V191H201V196H202V197L204 196V198H206V200H207L208 203H209L208 198H209L210 200H212V202L214 201L213 203H215V201H217L218 199L224 197V198H227V199H226V202H224V203H226L225 206H227V200L229 201L228 204L231 205L233 208L236 207V206H239L238 203H239V204L243 203L242 201H243L244 197H245V199H246V198H247V199L250 198V197H248V196L246 197L247 192H246V195H245V192H244V195H245V196H243V193H242V196L240 195V189H241V187H246V186L249 184V183H248V184L246 183V181H248V178L246 177V179H244L245 177H242V176H245V174L242 175V176H241ZM118 176H119V174H118ZM118 176H117V177H118ZM89 178H92V179H91V182H92V183L90 182V179H89ZM94 178H95V180H96V178H97L98 182L94 183V182H93V181H95V180H93ZM120 179H121V178H120ZM124 179H126V178H124ZM226 179H227V180H226ZM88 180H89V181H88ZM92 180H93V181H92ZM97 180H96V181H97ZM112 180H114V181H112ZM244 180H246V181H245L246 185H245L244 183H243L244 185H242V181H244ZM250 180H251V179H250ZM124 181H125V180H124ZM88 182H89V184H88ZM112 182H113V183H112ZM117 182H118V184H119V181H117ZM126 182H128L127 179H126ZM115 183H116V182H115ZM96 184H97L98 186H96ZM116 184H117V183H116ZM218 184H219V183H218ZM82 185H83V184H82ZM107 185H108V187H106ZM126 185L128 186V183H127ZM250 185H251V184H250ZM250 185H248V186L250 187ZM80 186H81V185H80ZM117 186H118V185H117ZM119 186H121V185H119ZM248 186H247V187H248ZM81 187H82L83 189H85L84 186H81ZM91 187H92V186H91ZM93 188H94V187H93ZM95 188L92 189V190L97 191ZM87 189H88V188H87ZM89 189H90V186H89ZM100 189H101V188H100ZM242 190L244 191L245 188H242ZM242 190H241V191H242ZM247 190H248V188H247ZM95 191H94V192H95ZM102 191H99L98 193H102ZM243 191H242V192H243ZM87 192H89V194L91 195V192H92V191L90 192V191L88 190ZM87 192H86V190H85V192H84L85 194L83 193V194H81V196H83V195H86V196H87ZM94 192H92L93 195L90 196V199H89V200H91V202H90L88 199H86V200H88V202H90V203H92V202L94 201V200H92L93 198H96L95 195H94ZM105 192H108V190L105 191ZM105 192H104V193H105ZM109 192H111V190H109ZM199 192H200V191H199ZM96 193H97V192H96ZM98 193H97V194H98ZM103 195H104V194H103ZM103 195H102V196H103ZM106 195H107V193H106ZM106 195H105V196H106ZM108 195H112V193H111V194H108ZM81 196H80V198H82V199H84V200H85V198H88V197H86V196H85V197H84V196L81 197ZM93 196H94V197H93ZM102 196H101V197H102ZM196 196H197V195H196ZM196 196H189V199H190L191 197H194L195 199H194V198H193V199H194V202H195V200L197 199ZM91 197H92V199H91ZM198 197H199V194H198ZM241 197H242V198H241ZM80 198H79V199H80ZM107 198H108V197H107ZM100 199H101V198H100ZM186 199H187V197H186ZM189 199H187L186 201L191 203V201H188ZM191 199H192V198H191ZM199 199H201V198H199ZM202 199H203V198H202ZM68 200H69V199H68ZM183 200H184V199H183ZM206 200H205V201H206ZM224 200H225V199H224ZM241 200H242V201H241ZM80 201L82 202L83 200H80ZM95 201H97V199H95ZM184 201H185V200H184ZM205 201H204V202H205ZM221 201H223V200H221ZM247 201H249V200H247ZM247 201H246V202H247ZM70 202H72V201L70 200ZM99 202H100V201H99ZM99 202H98V203H99ZM101 202H102V200H101ZM103 202H104V201H103ZM103 202H102V203H103ZM194 202H193V203H194ZM219 202H220V201H219ZM244 202H245V201H244ZM246 202H245V203H246ZM84 203H85V202H84ZM193 203L191 204L192 206H193L194 204L198 203V202H195L194 204H193ZM199 203H202L201 200L199 201ZM208 203H207V205H209V207H208L206 204H204V203H203L204 206H203L202 204H200V207L203 206L204 209H206V210H207V208H208V210H209V208H210V211H212V210H211V207H215V206H211V205H214L213 203H212L211 205L208 204ZM224 203H223V205H224ZM86 204H88V203H86ZM99 204L101 205V203H99ZM103 204H105V203H103ZM103 204H102V205H103ZM243 204H244V203H243ZM89 205H90V204H89ZM91 205H92V204H91ZM96 205H97V204H96ZM102 205H101V206H102ZM241 205H242V204H241ZM97 206L99 207V205H97ZM150 206H153V205H150ZM194 206H195V205H194ZM205 206H206V208H205ZM210 206H211V207H210ZM82 207H83V206H82ZM84 207H86V205H85ZM88 207H89V206H88ZM91 207H92V206H91ZM91 207H89V208H91ZM103 207H104V206H103ZM197 207H198V205H197ZM197 207H196L195 209H197ZM203 207H202V208H203ZM229 207H230V206H229ZM232 207H230V208H231V211H233V210H232ZM92 208H94V205H93ZM92 208H91V209H92ZM154 208H155V207H154ZM202 208H201L202 213H205V210L202 209ZM226 208L228 209V207H226ZM230 208H229V210H230ZM237 208H238V207H237ZM86 209H88V208H86ZM86 209H85V211H87ZM91 209H89V210H91ZM94 209H95V208H94ZM94 209H93V210H94ZM101 209H102V208H101ZM150 209H152V208L150 207ZM195 209H194V210H195ZM212 209H213V208H212ZM235 209H236V208H235ZM235 209H234V210H235ZM99 210H100V209H99ZM152 210H154V209H152ZM201 210L198 209V212H200L199 214H201ZM91 211H92V210H91ZM196 211H197V210H195V212H196ZM203 211H204V212H203ZM210 211H209V212H210ZM190 212H193V211L190 210ZM198 212H197V214H198ZM88 213H89V211H88ZM206 213H208V212H206ZM206 213H205V214H206ZM91 214H92V213H91ZM195 216H196V215H195ZM197 216H198V215H197ZM95 224H96V223H95ZM95 224L93 223L92 225L95 226ZM97 224H98V223H97ZM99 224H100V223H99ZM90 225H91V224H90ZM101 225H102V224H101ZM101 225H100V226H101ZM97 226H99V225H96L95 227H97ZM89 227L91 228V226H89ZM89 227H88V228H89ZM92 227H93V226H92ZM103 227H104V225H103ZM103 227L101 226V229H100V228H97V230H99V232H100V231L103 229ZM93 228H94V227H93ZM94 229H95V228H94ZM104 229H105V228H104ZM106 230H107V229H106ZM90 231L92 232L93 230L90 229V230L87 232V236H88V237H90V236L88 235V233H90V234H92V235L94 234V237H95V234H96V236H101V235H102L101 232L99 233V234H101V235H99V234H98V231L96 232V229H95V233H91ZM102 231H103V230H102ZM97 234H98V235H97ZM58 238H59V237H58ZM61 239H62V238H61ZM61 239L59 238V240H61ZM58 243H59V241H58ZM63 243H64V241H63ZM134 243H135V242H134ZM134 243H133V244H134ZM55 244H57V241H56ZM59 244H60V245L57 244V245H58L57 247H54L55 251H57L56 254L53 253V252H55L54 250H52L53 252H52V251L50 252V250H49V251L47 250L48 252H50V254H53V256L51 257V259L49 260V264H57V262H58L59 259H60L59 254H60V251H62V249L60 250V248H62V243H61V241H60ZM124 244H126V243H124ZM63 245H65V244H63ZM130 245H132V244H129V248H130ZM135 245H136V244H135ZM55 246H56V245H55ZM59 246H61V247H59ZM65 246H66V245H65ZM122 246H124V245H122ZM133 246H134V245H133ZM58 248H59V254H57V253H58ZM63 248H65V247L63 246ZM127 248H128V246H127ZM132 248H133V247H131L130 249L132 250ZM135 248H137V247L135 246ZM67 249H68V248L66 247V250H65V251H62V255H63V252H67V253L69 254V251H70V250L67 251ZM124 249H125V248H124ZM130 249H128V251H129ZM125 250H126V249H125ZM48 252H47V253H48ZM70 252H71V251H70ZM131 252H132V251H131ZM133 252H134V250H133ZM45 253H46V252H45ZM45 253H44V255H45ZM127 253H128V252H127ZM64 254H66V253H64ZM48 255H49V254H48ZM62 255H61V256H62ZM70 255H71V254H69V256H70ZM49 256H50V255H49ZM64 256H65V255H64ZM64 256H63V257H64ZM66 256H67V254H66ZM66 256H65V257H66ZM69 256H67V257H69ZM67 257H66V258H67ZM44 258H45V260L47 261L46 257H44ZM69 258H70V257H69ZM69 258H68V259H69ZM70 259H71V261H73V258H72V257H71ZM45 260H44V261H45ZM24 261H25V260H24ZM24 261L22 262L23 264L27 262V261H26V262H24ZM41 261H42V260H41ZM41 261H40V262H41ZM44 261H43V262H44ZM61 261H62V260H61ZM61 261H59V262L61 263ZM69 261H70V260H69ZM29 262H30V261H28L26 264H28ZM40 262H39V263H40ZM43 262H41V263H43ZM47 262H48V261H47ZM73 262H75V261H73ZM73 262H72V263H73ZM33 263H34V262H33ZM33 263H29V264H33ZM60 263H59V264H60ZM62 263H63V262H62ZM62 263H61V264H62ZM64 263H66V262H64ZM64 263H63V264H64ZM37 264H38V263H37ZM44 264H45V263H44ZM73 264H74V263H73ZM77 264H79V262H78Z\"/></svg>",
	"mask_w": 264,
	"mask_h": 264
}]
</instances>
